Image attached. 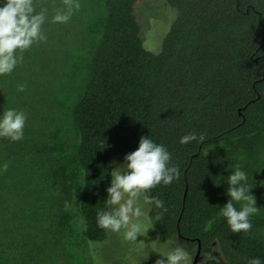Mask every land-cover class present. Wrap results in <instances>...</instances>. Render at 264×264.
Returning <instances> with one entry per match:
<instances>
[{
    "label": "trees",
    "instance_id": "16d2710c",
    "mask_svg": "<svg viewBox=\"0 0 264 264\" xmlns=\"http://www.w3.org/2000/svg\"><path fill=\"white\" fill-rule=\"evenodd\" d=\"M146 1L163 0H104L90 77L72 107V173L63 162L62 132L52 126L41 132L32 112L22 141L0 139V264H48L65 243L71 246L77 227L69 203L82 219L83 240L105 241L96 214L104 207L113 159H123L148 135L167 147L179 170L170 185L150 193L167 209L153 221L159 241L181 238L190 251L198 241L202 251L216 244L224 264L264 259V220L251 216L248 233L229 231L218 215L228 199L223 167L203 153L220 139L264 130V0H166L178 15L157 53L144 47L137 15ZM32 53L24 52L14 71L0 77V112L28 103L29 87L18 92L17 86L34 68ZM189 133L203 135V142L181 144ZM55 154L61 164H54L60 161Z\"/></svg>",
    "mask_w": 264,
    "mask_h": 264
},
{
    "label": "rangeland",
    "instance_id": "374dc122",
    "mask_svg": "<svg viewBox=\"0 0 264 264\" xmlns=\"http://www.w3.org/2000/svg\"><path fill=\"white\" fill-rule=\"evenodd\" d=\"M78 2L82 9L91 12L92 17L85 15L84 10L82 12L74 10L68 23L59 24L51 23V17L58 9H64V0H36L37 11L41 8L47 9L48 20L43 25L47 42L31 47L33 51L31 61H33L34 68L29 71L26 78L18 81V85L23 84L24 89L25 85L26 88L29 87L25 96L26 99L28 98V103L21 105V110L27 116L32 112L38 117L41 132L49 128L52 130L51 126L58 127V133L62 132L65 138L63 146L66 151L62 155L65 157L63 162L66 165L67 174L74 171L69 163L74 165V145L77 142L72 120V107L90 77L92 57L107 13L104 0H78ZM137 15L143 30L142 37L146 45L144 47L157 53L178 12L166 0L146 1L139 5ZM86 19L90 21L89 24L86 23ZM203 153L218 158L223 167L224 179L230 174L235 164L240 163L248 173V183L252 187L251 194L258 208L257 213L252 217L264 220V130L249 138L220 139L205 146ZM239 157L242 159H238ZM113 162L115 163L112 169L117 164L123 163V159L116 156ZM61 163V160L54 162V164ZM224 185L227 189L226 181ZM236 207L239 208L240 204ZM67 209L70 210L77 227L76 236L72 238L73 244L71 246L68 243H65V246L62 245L60 252L53 254L48 264H155L160 256L153 252L155 249L152 245L160 250L176 245L183 246L189 252L192 264L195 250L190 251L181 238L165 243L160 242L154 227L148 230L145 237H137L138 241H143L145 244L150 243L144 251H141L136 244L126 243L120 234L109 231H107V239L103 242H85L80 233L82 224L80 215L71 203L67 205ZM214 221L215 218L208 221L206 229ZM202 260H216L223 263L216 244H211L203 250L199 262Z\"/></svg>",
    "mask_w": 264,
    "mask_h": 264
},
{
    "label": "clouds",
    "instance_id": "9594fccd",
    "mask_svg": "<svg viewBox=\"0 0 264 264\" xmlns=\"http://www.w3.org/2000/svg\"><path fill=\"white\" fill-rule=\"evenodd\" d=\"M64 9H58L51 23L66 24L74 10H79L78 0H64ZM48 20L47 9L36 10L35 0H0V77L10 75L23 61V53L33 45L47 42L43 25ZM24 85L17 86L23 92ZM27 116L22 110L7 108L0 112V139L18 142L24 139ZM193 140L203 142L204 136L189 133L180 138L181 144ZM238 159H242L239 157ZM172 155L164 144L148 136H141L137 148L125 154L123 163L111 170L109 186L106 188L104 207L97 211V227L117 233L128 244H136L141 251L149 244L138 241L153 228V221L162 219L164 201L151 195L158 185H170L179 176V170L171 164ZM115 163V162H113ZM7 169V164L2 170ZM248 173L236 163L225 177L227 202L218 215L223 217L231 233H248L252 229L250 217L257 213L255 198L251 194ZM240 204L237 208L236 205ZM153 208L160 209L154 216ZM155 249L160 259L155 264H191L189 252L180 245L166 250ZM246 264H264L261 257L248 258Z\"/></svg>",
    "mask_w": 264,
    "mask_h": 264
},
{
    "label": "water",
    "instance_id": "95a60500",
    "mask_svg": "<svg viewBox=\"0 0 264 264\" xmlns=\"http://www.w3.org/2000/svg\"><path fill=\"white\" fill-rule=\"evenodd\" d=\"M201 251H202V245H201V242L198 241L197 248H196V251L194 253L193 260H192V264L198 263V261L200 260Z\"/></svg>",
    "mask_w": 264,
    "mask_h": 264
},
{
    "label": "flooded vegetation",
    "instance_id": "af4514ba",
    "mask_svg": "<svg viewBox=\"0 0 264 264\" xmlns=\"http://www.w3.org/2000/svg\"><path fill=\"white\" fill-rule=\"evenodd\" d=\"M205 249H206V248H205ZM195 251H196V250H195ZM202 252H203V251H201V254H202ZM200 259H201V256H200ZM204 260H205V259H204ZM204 260H202V262H199V261H200V260H199L197 264H199V263H200V264H214V263L212 262V260H207V261H204ZM221 264H224V263H221Z\"/></svg>",
    "mask_w": 264,
    "mask_h": 264
}]
</instances>
